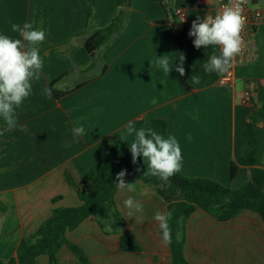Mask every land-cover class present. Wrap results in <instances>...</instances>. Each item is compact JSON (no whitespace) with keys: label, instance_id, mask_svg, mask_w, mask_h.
<instances>
[{"label":"crops","instance_id":"1","mask_svg":"<svg viewBox=\"0 0 264 264\" xmlns=\"http://www.w3.org/2000/svg\"><path fill=\"white\" fill-rule=\"evenodd\" d=\"M225 1L174 0L175 14L182 27L191 26ZM88 7V0H0V34L19 38L11 25L25 22L45 32L38 45L41 78L32 81V93L16 109L18 126L0 135L4 261L17 256L22 240L28 245L37 242L40 227L54 209L82 205L78 191L92 190L84 175L107 153L111 140L130 152L133 137L124 132L129 121L139 129L152 120H165V138L175 136L181 148L179 171L184 176L210 179L231 189L246 182L238 164L241 139L248 117L264 104V0H254L253 8L263 15L246 55L234 67L232 84L216 82L204 89L181 84L175 63L184 55L170 30L160 24L170 18L159 2L134 0L124 30L98 50L95 62L84 42L107 28L121 8L116 0H96L88 17ZM165 55L173 65L169 75L156 66L158 57ZM184 63L185 58L183 67ZM45 86L53 90L51 99L41 94ZM81 125L85 134L74 136L72 129ZM4 127L0 118V131ZM256 162L264 170V136ZM67 172L78 189L67 182ZM124 179L135 183V191L117 188L116 205L124 217V233L135 238L140 252H122V234L104 232L93 216L67 232V240L84 251L90 264H172V252L162 243L153 214L168 212L170 204L182 200L180 192L169 195L168 182L146 184L131 171ZM128 196L143 203L142 214L128 217L123 205ZM139 215L141 220L136 219ZM184 254L189 264H264V223L249 210L221 222L197 209L186 225ZM57 261L81 264L66 245L58 251ZM34 264H49V257L41 255Z\"/></svg>","mask_w":264,"mask_h":264},{"label":"trees","instance_id":"2","mask_svg":"<svg viewBox=\"0 0 264 264\" xmlns=\"http://www.w3.org/2000/svg\"><path fill=\"white\" fill-rule=\"evenodd\" d=\"M96 0H88V17L94 11ZM134 0H116L121 8L119 15L104 29L98 30L84 42V47L90 53L93 61L98 59V50L110 44L125 28L129 17V8ZM166 10L170 20L161 21L177 41L185 58V75L181 77V84L187 89H204L217 82L220 75L206 73L203 65L213 53L219 54V48H195V37L188 35L191 26H183L175 14L174 0H156ZM198 75L199 84H192L191 77ZM158 134L166 136L168 124L165 120L155 119L147 126ZM264 136V104L254 111L249 117L246 129L241 139V155L238 164L242 168L246 182L239 189H231L210 179L189 178L180 171L169 178V195L180 192L182 200L168 206V212L172 213L169 221L172 230V243L169 244L172 252V264H189L184 254V240L186 225L191 215L201 209L221 222L232 220L245 210L252 211L260 216L264 223V170L256 166L257 148ZM140 169V171H137ZM131 171L144 183L159 185L161 181L157 177L143 176L147 170L143 157H139L135 164L132 163L131 153L121 145L111 140L106 154L94 164L84 175V179L92 183V190L85 194L78 191L82 205L79 207L56 208L51 217L40 227V238L35 244L28 245L22 240L17 256L11 260L0 259V264H34L41 255L49 257V264H58L57 253L63 245H66L79 258L81 264H90L84 251L77 245L70 243L66 234L75 230L88 217H95L104 232L122 234L120 248L122 252L136 253L141 248L131 234L124 233V217L117 208L116 175L121 171ZM66 179L70 186L77 188L74 177L67 172ZM6 212L3 204H0V215ZM183 217L182 223L177 220ZM111 226V231H105V223ZM177 231L182 233V238L177 241Z\"/></svg>","mask_w":264,"mask_h":264},{"label":"clouds","instance_id":"3","mask_svg":"<svg viewBox=\"0 0 264 264\" xmlns=\"http://www.w3.org/2000/svg\"><path fill=\"white\" fill-rule=\"evenodd\" d=\"M247 0H228L215 16L206 15L204 19L197 17L191 24L188 33L190 37H195L193 44L195 48H209L215 46L219 48V54H211L204 63L203 68L206 73L225 74L233 67L235 57L238 56L245 42L241 32L246 23L243 15V6ZM13 33H18L19 38H13L5 34H0V118L4 121V129L0 135L14 130L18 126L16 119V109L32 93V81L41 78L43 61L41 59L38 45L45 39V32L34 28L31 22L12 24ZM183 59L175 63V70L180 76L185 75ZM156 66L163 69L167 75L173 70L170 66L168 55L158 57ZM192 84H199L200 77L193 75ZM48 99L53 96L52 88L45 86L41 93ZM124 132L127 136L133 137L128 144L132 156V163L135 164L139 157L143 161L147 170L143 176L157 177L163 182H167L181 168L182 153L179 143L175 136H164L158 134L150 127L137 129L134 122L129 121L125 126ZM74 136L82 137L85 128L76 126L72 129ZM189 139L191 137L189 136ZM140 171V169H137ZM126 170H121L116 175L115 184L120 190H127L131 193L135 191V183H126ZM123 205L128 209V217L135 214H142L144 211L143 203L128 196ZM171 212L157 210L153 214V220L158 224L162 243L167 246L172 243V230L169 224ZM137 220L142 219V215L136 216ZM103 221V220H102ZM183 217L177 220L180 224ZM105 223V231H111V226ZM182 238V233L177 231L176 240Z\"/></svg>","mask_w":264,"mask_h":264},{"label":"built area","instance_id":"4","mask_svg":"<svg viewBox=\"0 0 264 264\" xmlns=\"http://www.w3.org/2000/svg\"><path fill=\"white\" fill-rule=\"evenodd\" d=\"M227 2H228V0L220 3L218 5L217 10L211 15L215 16L217 14V12L220 11L225 4H227ZM253 4H254V0H247V4H245L243 6V15L246 17V23H245L244 28L241 32V36L243 37L245 45H244L241 53L235 57L233 67L229 70L228 73L221 74L219 79L217 80V83L221 86H229L232 84V81L234 78V67L246 55L249 40L253 36L255 29H256L257 25L259 24V22L262 18V15H263L262 10L259 8H253Z\"/></svg>","mask_w":264,"mask_h":264},{"label":"water","instance_id":"5","mask_svg":"<svg viewBox=\"0 0 264 264\" xmlns=\"http://www.w3.org/2000/svg\"><path fill=\"white\" fill-rule=\"evenodd\" d=\"M179 30H180V31H182V30H183V27H182V26H181V27H179Z\"/></svg>","mask_w":264,"mask_h":264}]
</instances>
